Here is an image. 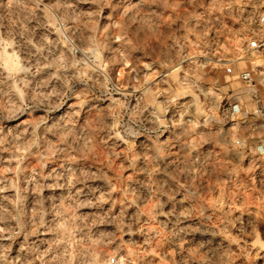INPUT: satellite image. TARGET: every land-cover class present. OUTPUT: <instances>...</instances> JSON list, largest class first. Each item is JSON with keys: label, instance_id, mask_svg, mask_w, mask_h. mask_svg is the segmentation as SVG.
<instances>
[{"label": "rangeland", "instance_id": "1", "mask_svg": "<svg viewBox=\"0 0 264 264\" xmlns=\"http://www.w3.org/2000/svg\"><path fill=\"white\" fill-rule=\"evenodd\" d=\"M263 12L0 0V264H264Z\"/></svg>", "mask_w": 264, "mask_h": 264}, {"label": "built area", "instance_id": "2", "mask_svg": "<svg viewBox=\"0 0 264 264\" xmlns=\"http://www.w3.org/2000/svg\"><path fill=\"white\" fill-rule=\"evenodd\" d=\"M259 25L262 32L252 38L248 47L251 50L264 51V12L259 17ZM225 72L228 76L241 80L244 88L225 97L226 100L222 109L223 116L231 120L237 117H244L248 114L249 105H253L254 110L251 114L264 119L263 95L260 92V82L255 73L247 69L236 71L232 66H227ZM220 108L221 105L219 106Z\"/></svg>", "mask_w": 264, "mask_h": 264}, {"label": "bare ground", "instance_id": "3", "mask_svg": "<svg viewBox=\"0 0 264 264\" xmlns=\"http://www.w3.org/2000/svg\"><path fill=\"white\" fill-rule=\"evenodd\" d=\"M194 84H195V83H194ZM199 86H200V85H199ZM199 86H198V87H199ZM200 87H201V86H200ZM197 89H198V88H197ZM199 91H200V89H199ZM201 91H202V90H201ZM201 91H200V92H201ZM210 117H211V116H208L205 120H203L204 123H205L206 121H209V120H210Z\"/></svg>", "mask_w": 264, "mask_h": 264}, {"label": "crops", "instance_id": "4", "mask_svg": "<svg viewBox=\"0 0 264 264\" xmlns=\"http://www.w3.org/2000/svg\"><path fill=\"white\" fill-rule=\"evenodd\" d=\"M226 77H231V76L226 75Z\"/></svg>", "mask_w": 264, "mask_h": 264}, {"label": "water", "instance_id": "5", "mask_svg": "<svg viewBox=\"0 0 264 264\" xmlns=\"http://www.w3.org/2000/svg\"><path fill=\"white\" fill-rule=\"evenodd\" d=\"M208 113L205 114V117L207 116Z\"/></svg>", "mask_w": 264, "mask_h": 264}]
</instances>
